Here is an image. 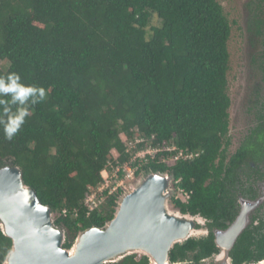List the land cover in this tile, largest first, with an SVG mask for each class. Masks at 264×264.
I'll return each mask as SVG.
<instances>
[{"label":"trees","instance_id":"obj_1","mask_svg":"<svg viewBox=\"0 0 264 264\" xmlns=\"http://www.w3.org/2000/svg\"><path fill=\"white\" fill-rule=\"evenodd\" d=\"M230 35L217 0H0V62L7 64L0 67V168L20 169L65 232L64 248L113 218L123 191L105 195L88 216L84 199L109 164L129 162L121 137L137 134L162 149L140 173H172L174 188L189 194L186 203L172 199L174 209L202 217L209 230L176 245L170 262L212 264V230L226 229L238 213L236 183L264 180L249 165L264 159V113L227 156ZM14 84L45 97L3 91ZM22 111L9 140L5 125ZM178 152L193 158L163 162ZM261 208L232 248V264L264 260ZM10 249L0 231V264ZM116 264L149 263L133 255Z\"/></svg>","mask_w":264,"mask_h":264},{"label":"water","instance_id":"obj_2","mask_svg":"<svg viewBox=\"0 0 264 264\" xmlns=\"http://www.w3.org/2000/svg\"><path fill=\"white\" fill-rule=\"evenodd\" d=\"M172 182V173H141L118 196L110 221L79 232L64 248L66 234L55 226L51 209L24 184L20 169L7 164L0 168V231L11 249L3 264H116L133 255L146 257L149 264H172L176 245L209 233L202 217L170 210ZM263 200L240 199L233 222L212 230L218 250L212 264H232L230 252Z\"/></svg>","mask_w":264,"mask_h":264},{"label":"rangeland","instance_id":"obj_3","mask_svg":"<svg viewBox=\"0 0 264 264\" xmlns=\"http://www.w3.org/2000/svg\"><path fill=\"white\" fill-rule=\"evenodd\" d=\"M217 1L231 27L227 75V94L230 99V145L227 150L229 157L235 153L247 132L253 127L259 108V113L264 109V0ZM154 25L159 24L155 22ZM0 67L5 69L7 64L0 62ZM121 139L125 143L128 140L125 136ZM112 156L117 157L115 152ZM172 164V161H168V165ZM107 173L112 178L109 180L112 186L118 187L120 174L109 168ZM171 188L176 194L178 189L174 188V182L171 183ZM169 208L175 210L172 200ZM52 218L55 220V215Z\"/></svg>","mask_w":264,"mask_h":264},{"label":"built area","instance_id":"obj_4","mask_svg":"<svg viewBox=\"0 0 264 264\" xmlns=\"http://www.w3.org/2000/svg\"><path fill=\"white\" fill-rule=\"evenodd\" d=\"M137 131L135 130V133ZM152 138H145L138 136L135 134L133 138L128 139L125 143L126 145V154L129 155V162L123 165L113 166L109 164V169H115L117 173L120 174V183L118 187L112 186L109 182L111 177L106 171L101 173L102 183L96 189H89L88 195L84 199V205L86 208V215L88 216L91 212L98 209L105 200V195L111 196L118 191H125L128 184L134 181L141 173V167L143 163L147 162L148 159L153 160L155 155L159 152H162V149L153 148L151 145ZM142 146L138 148V146ZM175 147L166 148L165 152L175 151ZM193 158L192 154L185 155L182 152H178L174 158H166L163 159V162L172 161V163L178 160H190ZM140 173V174H139ZM125 185V186H124ZM123 193V192H122ZM175 201H179L182 203H186L189 199V194L183 192L182 190H177L175 197H173ZM65 215V211L62 212Z\"/></svg>","mask_w":264,"mask_h":264},{"label":"flooded vegetation","instance_id":"obj_5","mask_svg":"<svg viewBox=\"0 0 264 264\" xmlns=\"http://www.w3.org/2000/svg\"><path fill=\"white\" fill-rule=\"evenodd\" d=\"M260 109L261 108H259V110ZM259 110H258L257 116L259 114ZM261 113H264V109H262ZM257 116L254 117V118H256V119H254L255 120L254 125L256 124ZM254 125H253V127H254ZM250 130L247 132L246 137L249 135ZM246 137L241 141L238 149L240 148L241 144L246 139ZM249 165H250L252 171L260 172L264 177V159L262 161H259L256 163H250ZM249 181H252V178ZM251 190H252V192H251ZM234 193L237 197V199H236L237 212H239V209H240L239 200L240 199L250 200V201H254V200H257L259 198L264 199V180L257 181V183H255V184L245 183V182H243L241 184L236 183V191ZM263 204H264V200H263L262 204L252 213L251 220H252L253 216H255L257 213H259V214L261 213V211H262L261 207ZM256 224H257V222H256Z\"/></svg>","mask_w":264,"mask_h":264},{"label":"clouds","instance_id":"obj_6","mask_svg":"<svg viewBox=\"0 0 264 264\" xmlns=\"http://www.w3.org/2000/svg\"><path fill=\"white\" fill-rule=\"evenodd\" d=\"M16 79L18 80V77H16ZM3 91L6 93L11 92V91H16L18 92L19 98H25L29 96L30 94L37 95L39 99H43L45 97V92L43 89H34L32 87H28V88L16 87L15 84L13 88H3ZM34 102H38V101H34ZM27 114L28 113L22 111L19 113V115L16 118L11 119L10 122L5 125L4 132H5V136L7 139L11 140L13 136L18 132L20 126L24 122L23 118Z\"/></svg>","mask_w":264,"mask_h":264}]
</instances>
